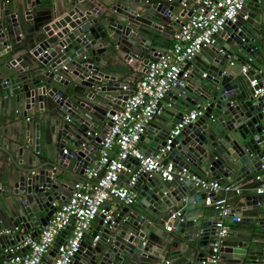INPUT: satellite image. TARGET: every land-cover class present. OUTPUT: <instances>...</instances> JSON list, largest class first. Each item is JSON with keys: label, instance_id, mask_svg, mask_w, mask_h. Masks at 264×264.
Segmentation results:
<instances>
[{"label": "water", "instance_id": "1", "mask_svg": "<svg viewBox=\"0 0 264 264\" xmlns=\"http://www.w3.org/2000/svg\"><path fill=\"white\" fill-rule=\"evenodd\" d=\"M31 1L24 0L26 8L18 16V0L13 9L0 0V113L21 106L25 117L14 137L0 128V227L34 228L33 238L51 215V204L68 195L71 176L83 179L110 115L139 78H120L116 70L128 65L143 73L165 49L156 45V35L168 42L190 11H179L181 0H34L38 8L31 12ZM217 36L221 41L187 61L188 75L171 83L137 144L143 155L154 154L182 115L194 105L204 107L161 160L173 162L172 179L140 173L132 187L135 200H117L120 207L109 219L98 213L69 264H161L166 253L172 264H202L212 255L217 213L207 210V191L191 176L208 175L229 185L259 170L264 161V99L251 96L239 73L245 63L257 69L255 64L264 60V0H244ZM65 145L69 148L63 153ZM124 165L120 182L135 171L137 161L129 158ZM241 200L243 219L257 231L264 229V194ZM176 211L170 229L164 228ZM70 225L40 264H50ZM252 233L258 232L246 236ZM255 241L223 239L217 251L222 264H258ZM12 242L0 237V244Z\"/></svg>", "mask_w": 264, "mask_h": 264}, {"label": "built area", "instance_id": "2", "mask_svg": "<svg viewBox=\"0 0 264 264\" xmlns=\"http://www.w3.org/2000/svg\"><path fill=\"white\" fill-rule=\"evenodd\" d=\"M189 2H192V6L188 10ZM243 2L244 0H181L182 8L186 9L185 12L190 11V14L176 28L171 44L165 47L155 60L145 65V71L134 82L132 91L123 101V105L113 110L110 126L100 137L96 156L84 168L83 179L70 185L68 195L63 201L51 204V215L33 238L23 225L0 229V237L8 236L13 241L11 244H0V264H40L54 240L71 222L69 235L57 245L50 261V264H69L96 215L102 213L104 219L111 217L109 209L105 210L106 201L115 199L125 204L134 201L132 187L140 173H146L148 176L157 174L162 181L172 179L175 172L173 162L167 160L162 164L161 160L170 152L172 140L185 125L202 113L204 107L192 109L182 115L154 154L143 155L140 152L137 145L140 136L145 132L151 118L159 112L161 98L169 90L171 83L188 75V69L185 67L187 61L203 48L214 44L217 34L224 29L226 22L235 19ZM249 70V64L245 63L240 67L239 73L246 77ZM256 74H259V78L251 75L247 85L252 97L263 100L264 68ZM62 152L65 153L66 149H62ZM129 158L137 161L136 169L125 181L120 182L119 176L127 170L124 161ZM259 168L262 172L254 176L257 182L254 191L263 195L264 161ZM191 179L207 191L205 199L217 213L213 224L212 255L206 256L201 263L219 264L218 247L229 232L225 220L230 217V221H237L239 218L229 212L226 199L216 197L215 193L220 188L224 192L232 190L238 193L239 190L215 180L194 176H191ZM178 214V211L171 212L168 219L172 221ZM165 228L170 229V225ZM15 235H20L21 239L15 240ZM97 237L94 236L93 241L97 240ZM164 263L168 264V261L165 260ZM258 264H264V243L260 246Z\"/></svg>", "mask_w": 264, "mask_h": 264}, {"label": "crops", "instance_id": "3", "mask_svg": "<svg viewBox=\"0 0 264 264\" xmlns=\"http://www.w3.org/2000/svg\"><path fill=\"white\" fill-rule=\"evenodd\" d=\"M18 1L21 3V6H22V7H20V11H18V12H20L18 14V16H22L23 15V9H25L26 6L24 4V0H18ZM33 1L34 0L31 1L30 6L28 7L31 10V12H34L38 8L37 6H35ZM8 2H9V8L13 9L14 8L13 7L14 0H8ZM182 9H183L182 6H180L179 11ZM251 9H252L251 6H248V11ZM185 18H186V16L183 17L181 20L183 21ZM21 36L22 35H20V37ZM165 39H166L165 36L157 34L154 41H155L157 46L168 47L171 44L172 39H170L166 43H163V41ZM217 40H219L218 36H216V41ZM219 41H221V40H219ZM109 59H110V61L120 62V60H118L117 57H114V58L109 57ZM255 65L257 66V69H251L250 68L248 75L246 77H244L247 84H248V77H250L251 75L255 76L256 72L258 70H261L264 68V60H262L260 64H255ZM116 71L119 74V76H121L120 78L126 77L129 74H133L135 76L137 75L138 77H140L142 75V73H138V72L132 70L128 65H125L122 68L120 67ZM161 104H162V102H161ZM196 106L197 105L192 106L190 110L195 109ZM8 110H9L8 114L7 113H0V128H1L2 133L5 132V134H9L11 136L13 135V137H14L16 135L17 131L19 130V124L24 123V121H25V117H22V115H21L23 107H21V106H13L12 107L11 106L8 109H6V112H8ZM32 114H34V113H27L28 116H32ZM102 126H103V124H102ZM97 132H99V131H97ZM68 148H69V145H65V149L68 150ZM96 154H97V149L95 151L94 157L96 156ZM261 172H262V170H260V168H259V170H255L254 172H252L248 175L234 179V181L232 183H230L229 185L233 188L238 189L239 190L238 193H235L232 190L229 192H224L222 190V188L218 189L217 192L215 193L216 197H224L226 199L227 203L229 204V212L231 214H233L234 216L236 215V216H238V218H240V220L235 222V223L230 221V217L226 218L225 222L229 226V232L224 239L230 240V242H234V243L238 242L239 244H244L245 241H248L250 238H253L256 240L253 243L258 246L259 254H260L259 248L264 243V229L257 231L256 228H253L250 226V224H247V222H248L247 219H243V218H247V217H243V215H241V211H242L241 209H245L246 206H245L244 202H242L241 199H243V197H245V196H250V195L256 194L254 191V187L256 186L257 182L255 181L254 176L256 174H260ZM71 177L74 179V181H77L80 179V178H77L74 176H71ZM201 177H202V179L210 180L208 175H204ZM215 181H219V180H215ZM106 206H108V209L110 212H112L115 208L120 207L117 200H115V199H110V200L106 201L105 207ZM207 210L209 212H214L211 205L208 206ZM41 215H43V213H41V212L36 214L37 217H39ZM169 223L171 224V221L169 219H167L166 222L163 224L164 228H165V226L170 225ZM6 224H8V221L3 222L1 224V226H4ZM93 225H95V219L91 222V226H90L89 230L86 231V234H88L89 232L92 231ZM0 229H1V227H0ZM33 230H34V228H30L29 230H26V232L32 233ZM250 230H254L255 232H258V233L257 234L252 233L249 236H246ZM69 232H70V227L67 230V233L65 234L64 237L68 236ZM210 247H211V245H210ZM161 257H162L161 258L162 262H164L165 260L169 261L168 260V253H166L165 255H163ZM218 258H219V264H222L223 260H221L219 253H218ZM162 262H161V264H162ZM168 264H172V263H170V261H169ZM205 264H207V263H205Z\"/></svg>", "mask_w": 264, "mask_h": 264}]
</instances>
